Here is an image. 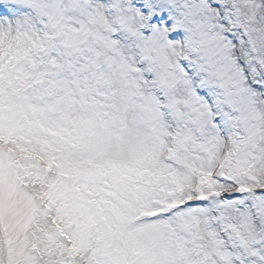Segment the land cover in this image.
<instances>
[{"label": "snow or ice", "instance_id": "1", "mask_svg": "<svg viewBox=\"0 0 264 264\" xmlns=\"http://www.w3.org/2000/svg\"><path fill=\"white\" fill-rule=\"evenodd\" d=\"M0 264H264V0H0Z\"/></svg>", "mask_w": 264, "mask_h": 264}]
</instances>
